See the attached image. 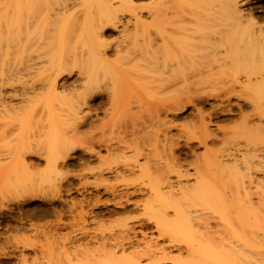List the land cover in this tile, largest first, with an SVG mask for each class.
<instances>
[{"label":"bare ground","instance_id":"obj_1","mask_svg":"<svg viewBox=\"0 0 264 264\" xmlns=\"http://www.w3.org/2000/svg\"><path fill=\"white\" fill-rule=\"evenodd\" d=\"M124 1H126L127 3L122 2V3H124V6L122 8H123V10L127 11V9H125L124 7H125V5L129 4L130 0L129 1L124 0ZM164 1H166L165 6H164V3L160 4V7L162 5L164 7H166V8L161 7V9L164 12H160V10H158V9L155 10V7H154V10L153 9L150 10V12L152 11V13L149 12V14H148L149 17L146 15V18L147 17L149 18L148 23L150 26L146 22V26L147 25L148 26L145 29H147V30L143 29L144 33H142V31H141V33L138 31L139 32L138 33L137 30H139L140 27L142 28L143 25H145V23L141 24L142 26H140V24H139L140 21H142V17L144 19L145 16H142V14H140V13H139L140 15H138V13L135 14L136 10L135 11L132 10L133 13L132 14L129 13L130 14L129 16H127V13H126L127 17H124L123 15H119L117 13L114 5L115 4L118 5L117 3L120 2V0H0V107L2 108V110H4V112L1 110H0V112H2L4 114L7 112L6 115L9 116V115H11V112L10 113L8 112V110H9L8 108H12L15 110L16 106L18 107L16 109V111L18 110V112H19V108L23 109L22 106H24V104L26 105V103H27L26 101H29V100L31 101L30 98L32 97V95H34L33 100L35 99V102H34L35 103V108H34L35 110L37 109L36 105H38L36 103L37 97L34 98L35 95H41L40 100H42V101L40 102V104H43L45 108H46V106H48L46 109L47 110L46 114H47V119H48L47 125L45 126L46 130H44L45 127L43 128L42 132H40L37 129L38 134H37V132H35V133L33 132L34 134L31 132L33 135L28 136L27 139L23 138V137H25V134H23L24 135L23 137L21 136V133H23V131H25L22 129L23 126L25 127V122L21 121L22 119H24L23 115L22 116L20 115L21 117H23L21 120H17L20 123L18 122L19 124H14L13 121L9 122L8 119H6L9 117H6V115H5V117H6L5 118L3 116L4 114L2 115V113H0V116L1 115L3 116V117L1 116L2 121H0V146H3L1 144L5 145V146L1 147V149H3V148L6 149V150L3 149L6 152H9L7 149L16 150L14 153L17 155V158L14 159V158H12V157H14V155L11 156V154L13 153L12 150H10V153L12 152L11 154L6 153V154L2 155V153H1L2 157H4V155H5V158H2L5 161L0 159V162L4 163V164H2L3 166L1 164L0 165H1V167H5V168L7 166L11 165L9 167L14 166L12 168L14 170H17L18 168L16 169L15 166H17L20 163L23 165H26L27 168H36L37 166L40 165L41 161H44L43 162L44 167L49 166L51 171H53V173H55V175H57V173H60L59 174L60 180L62 179L61 174L63 172V171L61 172V170L67 169L69 167H76V166L78 168V166L82 165V164L87 165L85 168L86 171H85V169H83V173H82V171H81L82 169H79L81 171L79 173H81V174L77 175V173H75L74 175H72V177L73 178L77 177L78 180L80 179V177H85L83 179H87L89 176L94 178L95 181H94V179H93V181L92 180L91 181L95 183V184L93 183V185H94L93 187H95V189L98 191V193H100V191H101V190L99 191V189L101 187V183L103 181H107V180H110L111 178H113L114 180L113 179L111 180V181H113V186L111 187L109 182H108V184L105 183V184H103V191H102V193H104V194L105 193L109 194L112 197V199L110 198L109 200H105L101 204H103L104 206L109 205L110 202L112 203V205L114 204L117 207V208L114 207L116 210H113L115 212V214H117L116 211L120 212L121 211L120 209L126 207L128 205V203L131 202V199L129 198L130 196L134 197L135 195L137 196L138 194H140V195L143 194V191L146 189L142 188L143 185H137L136 182H138L139 180L144 181V178L148 177L147 181H146V179H145V181L148 182V184H149V182H151V184H149L150 186L154 182L153 186H152L153 188L150 187L148 184H145L144 182H141V184L144 183L143 187L149 186V188H147L148 190H150L149 192H151L154 189L153 190L154 194L151 195L152 197H150L149 192H148L149 194H147V195H149L150 199L152 198L154 200L156 198V200H154V201L152 199L150 200V202H153V206H155V204H157L156 202H157V200H159V198H157V197H159V196L161 198V201H163L160 203H165L167 201V200H165L166 199L165 193H167L166 196H169L168 201L170 202V204L173 203V204H171L172 210H175L174 209L175 207L174 208L172 207V205H174V203L178 206L180 203L179 207L181 208V206H182L184 208V209L183 208L180 209L178 206H176V208H178V210L179 209L180 210L177 211V209H176L173 212L175 213L177 211V213H178V212L183 211V210H185V212H186V213H184V211H183V214H184L183 218H180L181 213H179L178 218L185 219V221L182 220L184 224L181 226L182 227L184 226L185 230L188 231L186 233V231L184 230L185 233L187 234V237H188L189 232L191 234L194 231L193 230L194 228L198 229V230H196V233H198V231H199V234L198 235L196 234V238H195L196 242H195V240L194 241L192 240L195 237V235L193 236L192 239H191L192 236L191 237L189 236L190 241H192V242H189V239H188V242H186L187 240H184V242H185V247H187V245L189 244L188 247H195L196 246L200 249L202 248V251L199 250L202 252V255H201V252H199V255H201V257H198V259L201 263H203V264H264V247H263L264 242L262 241V240H264V226H263L264 225V101H262V99L264 100V97L263 98L261 97L262 95H264V24H263L264 20L262 19V21H263L262 24H259L260 23L259 19L257 20L254 17V12L257 9H260V10L263 9V13H264V7H263L264 0H223V2H222V0L221 1L219 0L220 3L218 4V6H220V8H222L221 10H223V8H224L226 11L222 12V14H219L218 17L213 19V23H215V25L211 26V27H209L208 22L211 23V20H212L211 17H212L213 13L212 14L210 13L211 15L209 14L210 20H208V22H207L208 24L203 22V25H207L208 27L207 26L201 27V24L200 23L198 24V22H200L198 20L199 19L201 20V17L199 19H197V15H199V10H198L197 13H195L196 14L195 15L196 21H198L196 25H195V23H193V20L195 18L193 20H191V18H190V20L193 23L192 26L193 25L195 26V27H192L190 24L186 23L187 21L183 17L186 14H183L182 12H181L182 14H180L179 8L182 7V5H184L185 7H187L189 9L188 11H191L190 7H192V6H193L192 8L199 7V8H201L200 10L202 11V13L204 12L205 14H207L206 12L209 13V10H211L210 8L212 7V5H211L212 2L214 1L215 3H217V1L211 0V4L209 3L208 0L206 1L208 3L205 4L204 7H208L209 8V10L207 9L208 11H205L203 9L204 7H202L203 6L202 4H204L206 2L201 3V1H199V0H197V1L194 0L195 1L194 3H196L195 5L198 4V6H195V5L191 6V4H194L193 0H174L175 2L173 0L172 1L171 0L170 1L164 0ZM92 2H94L95 5L97 6L98 10H100V11L97 10L99 17L97 15H94V17H93L92 13H90L91 15L90 16L88 15L90 17V19H89L88 17L84 16V14H86V13H85V11H83V9H84V7H87L88 3L90 4ZM168 2H170V3L168 4ZM160 3H162V1ZM172 3H174V4H172ZM174 5L178 6V9L175 11L176 13L173 12L175 10ZM75 7L79 8V9L76 10ZM185 7L182 10L186 9ZM167 8L173 10L172 12L176 15L171 13L170 12L171 10H167ZM199 8H197V9H199ZM87 9H88V7H87ZM164 9L167 11H165ZM78 10L80 13L84 12V14H82L83 18L80 14H78L79 13ZM76 11H77V15H79L81 17V18L80 17L79 18L82 19L81 20L82 25H84L83 22L86 23L85 24L86 26L85 27L83 26L84 30H83V28L79 30V28H81L80 27L81 24L79 25L78 29H76V31L79 30L77 32L80 33L81 36L83 35L82 40H80V42L78 41L77 35H76L77 39L74 37L75 36L73 34L74 29L72 27L69 30V32L71 33V30L73 32L71 34L67 33L68 32L67 29L70 28V27L68 28L67 25L70 22L71 23L74 22L78 26L77 22L74 21L75 18L74 19L68 18L70 22L65 20L66 22H65L64 26H63V23H61L62 25L59 24V27H60V25L62 28L64 27L63 29L60 27L62 30L59 27H56V28L53 27L56 30L59 28L57 31L54 29H51V26H53L55 22H57L56 24H58L59 21L60 22L62 21L63 15L65 16V18H67V16L65 14L68 15V13L71 12L70 13V15H71L73 12H76ZM188 11L186 9V12H188ZM211 12H213V11H211ZM189 13L190 12H188V14ZM188 14H187V18H188ZM205 14H204V16H205ZM60 15H62V16H60ZM70 15H68V17ZM72 15H71V17H72ZM173 15L177 18L172 17ZM177 15L179 16V18ZM190 15H189V17H190ZM199 16H201V15H199ZM55 17H58L57 18L58 21L54 20ZM85 17H86V19H85ZM181 17H183L182 20L180 19ZM146 18H145V20H147ZM173 18H175V19H173ZM185 18H186V16H185ZM205 18L207 19L206 16H205ZM262 18H264V17H262ZM84 19H85V21H83ZM88 19H89V21H88ZM183 19L186 22H184ZM206 19H205V21H207ZM180 21H181V23L183 21L187 25H190L188 27L192 28L191 29L192 33H194L196 30L197 31L192 35L190 32V29H188L187 25L184 23H183V26L186 25L185 27H187V28H185L182 31V29L179 26ZM67 22H68V24H67ZM132 22L135 23L134 26H136V24H137V26H136L137 28H135L136 29L135 32H137V36L134 37L135 33H133V38H134L133 41H135V40L137 41L136 38H138V36H140V34H141L140 38L141 37H142V39L147 38L145 41H147L146 45L148 48H146V45L144 46V44H143L144 49L146 48L147 51L142 48L143 46L139 45L140 48L142 49L141 53H139L140 56L137 53V50L140 49L138 44L141 42V40H139L140 42L137 45H135V43L133 41H132V43H130L131 40L133 39L132 36H130V42H129L130 47L126 44H125L126 46L124 45V43H126V42L128 43L129 40L126 39V42L125 41L122 42L126 48L129 47L131 49L130 50L129 48L128 49L125 48V50H126L125 51L124 48H122L120 45L114 44L115 42L113 44H110L109 40L107 41L106 39H104L106 37H110L111 35H113V32L119 31L121 29L120 27H123V29H124L126 27L125 23L129 24ZM141 23H143V22H141ZM65 25L67 26L66 30H65V27H66ZM76 25L74 27H76ZM178 27H179V29H178ZM149 28H150V30L148 32ZM123 29H122V31H123ZM126 29H127V27L124 30H126ZM59 30L61 31V34H59V32H60ZM81 30H83L84 32L82 33ZM53 31L54 32L56 31L57 37H55V38H60V40L57 39V41H59L58 45L60 46V49H59V46H58V48L56 47L57 49L53 48L54 47L53 45H51L53 47H50V44L52 42L51 38L53 37L52 35L54 33ZM51 32H53V33L51 34ZM129 32H130V30H128L127 33H129ZM65 33H67V35H68L67 38L65 37ZM123 33H125V31H123ZM127 33H125L126 36H128L131 32L128 35H127ZM142 34H144V35H142ZM58 35H59V37H58ZM60 35H61V37H60ZM71 35H73V36H71ZM119 35H120V33L117 35V37ZM50 36H51V38H49ZM121 37H123V36H121ZM71 38H73L74 40L76 39V43L78 41L79 46H76L75 43L74 44L71 43L72 41H74ZM53 39H54V37H53ZM65 39H67V40L65 41ZM118 39H119V37H118ZM123 40H124V37L121 41H123ZM177 40H181V41L187 40V41H192L193 43L195 41L197 43H194V44L188 43L183 48L182 45H184V41L181 42V45H180V44H178ZM105 41L107 43L106 45H105ZM142 41H144V40H142ZM67 43H68V45H67ZM119 43H121V42H119ZM173 44H174V46H173ZM175 45L178 49L175 47ZM136 46H138V47H136ZM171 46H173V47H171ZM46 47H48V48L50 47V48H53L55 50L54 51H52V49L46 50L47 49ZM133 47L136 48L135 51H133L134 50ZM65 48H67V49H65ZM173 48L176 49V51L175 50L172 51ZM179 48H180V50H179ZM143 50L146 52H144ZM47 51H49V52H47ZM50 51L52 53H50ZM128 51H131L133 53L136 52L137 54L134 53L133 57H129V55L130 54L132 55V53L131 52L128 53ZM138 52H140V51L138 50ZM121 53L123 55L126 54L125 57L128 55V57L130 59L131 58L133 60L136 59L137 61L135 60V62H139V63L138 64L135 63V65H138V66H135V65L132 66L131 63L134 62V61L131 62L132 59L130 60L128 58L127 59L128 61L125 59L127 61V63L131 62V63H129L131 65H129L126 63V61H124L126 65L130 66V67L125 66V64H124L125 68L127 69V67H129L132 69V70L127 69L128 70L127 71L124 68L123 63L121 61L119 63H117L116 59L110 60L111 57L117 58L119 55H121V57H122ZM14 54H17V55L13 57ZM134 56H136L135 59H134ZM138 56H139V58H137ZM119 58H120V56H119ZM121 59H124V58H121ZM86 64H88L87 65L88 67L84 66ZM90 64H91V66H90ZM133 67H134V69H133ZM211 79H213L214 81H217V84L215 85L216 86L215 89L217 88L216 90H218L217 93H213L215 91V89L213 90L212 87L210 88V90L211 89L213 90L212 93L215 94L214 95L215 98H218L219 101L222 102V104L224 102H228L227 104L226 103L224 104V105H227L224 107L225 109L224 108L222 109V107H220V109H221V110L219 109L220 112L227 111V113L231 114V113L237 111L239 114H241L239 121L226 119V122L229 121L230 123H231V121H233L234 123H236L238 121L237 128H234V129H231L230 131H228V129L233 128V125H234L233 124L232 127L227 129V132H226L225 131L226 128H223L224 131H221L220 126L219 127L218 126L213 127L214 125H213V120H212L213 119L212 114H214V113H212V112H215L214 110H217V109L213 110L214 104H213V106H211L212 104L210 105L211 107H213L211 109L213 111H211V112L209 111V112L204 113L205 111H203L200 108V104L209 98L208 97V98L204 99L206 97L205 96V93H206L205 90L207 88H209V86H210L209 83L212 82ZM208 80H210L211 82H209ZM206 81L209 83H207ZM152 83H153V85H151ZM189 83L191 85V89H189L187 91V95L184 96L185 98H182V100L184 99L183 102H182V100L180 101L181 97H183V96L179 95L180 99L177 102L173 101L171 103H167V100L169 98H170V100H172L173 95H174L173 99H174L176 94H177L176 96L178 97L180 90H181L180 91V94H181V92H182L181 88L183 85H184V87L188 86V88H189ZM205 83H207V85L209 84V86L207 88L204 86ZM106 84L108 85L109 88L107 87ZM192 84L194 86H192ZM150 86L152 87V89H150ZM212 86H213V83H212ZM218 86H220L221 88ZM89 87H90V89H88ZM102 87H104L105 89H108L109 92L107 95L104 92V90L102 89ZM92 88H94L95 90L97 89V92L93 89L94 90L93 92L95 94H92V95L90 94V96H89L88 90L92 92ZM128 88L133 89V94H134L133 96H134L137 104L139 103L138 105H141L142 107L144 105H148L149 102L152 101V99H155L156 102L158 103V100L161 101V98L158 99V97L161 94H163L164 91H166V90H167V92L169 91V94L171 93L172 95L168 96V94H167L168 99L166 98L167 100L165 99V101H164V99L162 100L166 104H163V102L161 101L162 105H163L161 107V109L158 106L157 107L154 106V108L160 109V110H157V111L161 112V114H159V115H162V112L167 113L169 111L171 113L177 115L178 118H185L186 119L190 115H193V116L196 115V117H198V120H197L198 123L196 120H194V121H196V123L193 122L194 124H197V125H195L196 128L194 127L192 122L190 123L193 126L192 129L194 130V128H195V130H194V131H196L195 136L192 135V133H190L193 130H190V131L188 130V132L186 131L187 133H190V134H186L187 135L186 138H188V140L184 141L185 143H183V144H182V142L175 140L176 142H172L171 144H169V146L173 145L172 147H170L171 149L168 147V145H167L168 143L166 141V143H167L166 147H168L170 149V150L167 149L170 151V154H169L170 156H166V154H165L164 156H166V157H164V156H161L160 153L153 152L155 149H156V152L157 151L159 152V150H157V149H161V151H162V147H160V145H161L160 142H162V140H163V142L165 143L164 139L166 138V140H167V138L169 137L168 136L169 132H170V130H172L169 128L175 127V126H173V124H171L173 122H171V123L168 122V124H167V121L171 120L172 118L171 119L166 118L169 116L168 114H167L168 116L164 115L165 119H163V117L162 118L158 117L159 115H157L155 113L157 111L153 108L152 110H154V113L157 115V116L154 115L157 118V121L155 120L157 123L162 121V120H164V121L166 119H169V120H167L166 123L163 124L164 126L167 125L166 128L163 129L164 126L161 124L162 129L164 130V132L162 131L164 133V136H165V137L163 136L164 139L159 141L160 137L163 138L162 137L163 133H161L162 135L160 136L159 128L157 130V128L155 127L156 133L154 135H156L159 132V138H158L159 142L156 141L158 134H157V136H154L152 134V132H153L152 130H151L152 131L151 134H152L153 140L152 141H151V139L146 140L147 139L146 137L149 138V137H151V135L149 136L148 135L149 132H147V130H143V127H139L140 125H138V124L145 123V121L141 122L140 120H138L137 116H134L133 114L129 115L130 113L127 110L126 102H124V101L122 102V100L125 97V96H123V94L126 93L125 95H127ZM155 88L157 90L153 91ZM219 88H220V90H219ZM149 89L152 91H149ZM158 89H159V91H158ZM176 89H178V90H176ZM245 89H247V91ZM74 90H77V92L80 90L78 92L79 93L78 97L80 96L79 98H74V96L71 94L72 92L74 93ZM101 90H103V92L105 93L106 96H103L104 94H102L103 92L101 93ZM143 90H146L144 92L149 93L147 95L148 97L150 95L152 97H154V95H155L154 98H152L151 96L149 97L150 101L145 102L147 104H144V103L140 104V102H144L143 98L145 99L147 97L145 95L146 97L142 98L138 95V92L140 93ZM171 90H174V92L175 91L176 92L178 91V92L175 94L173 91L170 92ZM210 90L208 93L211 92ZM68 91H72L71 93H69L71 95H69L67 93ZM192 91H194V92H192ZM196 91H200V93H202V92L203 93L200 94L199 92H196ZM84 92H86L88 95H86ZM152 92H157V93L154 94ZM30 93H31V95H30ZM80 93H83L84 95H82V97H81ZM158 93H161V94L159 95ZM142 94H143V92H142ZM28 95H30V97H28ZM135 95H138V96H135ZM71 96H73V97H71ZM66 97L68 98L67 99L68 102L65 101L66 99L65 100L63 99ZM147 98L145 100H147ZM232 98L235 99V101L233 103L231 101ZM209 99H211V98H209ZM239 99H242L243 102H240L241 100L239 101ZM54 101H56V103L58 104L57 106H56V103H54ZM23 102H25V103H23ZM119 102H120V106H121V108H119L120 111L116 107L119 105ZM152 102H150V103H152ZM7 103H10V107H8V108H6L7 105L9 106V104H7ZM187 103H188V106L189 105L193 106V110H191L190 113H187L184 110L185 107L187 106L186 105ZM32 104H33V102H32ZM91 104L97 105V108H98V106L101 107V106H104L106 104H109L111 107L110 108L111 111L109 110V112H108L107 108L103 107V110L104 111L107 110V111L106 112L103 111L102 114L104 115L105 113L107 114V112L109 113V115H107V118H106V116L102 117V120L105 118L107 119V120L105 119L106 122H105V120H103L104 123L101 122V124H103V125H101L99 123L100 121L97 122L99 119L97 120L94 117V120L96 119V122L102 126V127L97 126L98 132H100L99 131L100 128L102 129L101 132H103L106 125L111 126V124H112L114 126V128H113V126H111L112 128L109 127V129H108L109 132L106 130L108 128V126H106L107 128L105 129V131L102 134L100 132L101 135L100 134L99 135L101 137H99V135H98V138L96 135H88L89 131L88 132L86 131L87 134L84 131V130H87V129H85V127L88 129L92 128L91 123H92V121H94L93 115L91 117L90 116L91 114H89L91 109H92L91 112L94 113L93 112V106H91ZM142 104H144V105H142ZM198 104H199V107H198ZM219 104L222 106L221 103H219ZM19 106H21V107H19ZM29 106H30V104H29ZM84 106L86 108H84ZM151 106H149L150 108H148V111H149V109H151ZM233 106H235L236 109H234ZM202 107H204V105ZM29 108H27V109H29ZM58 108H60V110H58ZM123 108L126 109L125 112L127 111L128 113L126 112V114H128V115L123 114L124 111L121 114L119 113V112H121V109H123ZM218 108H219V106H218ZM12 109H10V110H12ZM100 109H97V110L94 109V110L98 111ZM145 109L147 110V108H145ZM247 109H249V110H247ZM32 110L33 109H31V112L25 110L27 112H30L29 115L26 112L27 113L26 117L31 116L30 114L32 112H34ZM116 110H118V111L116 112ZM25 111H24V113H25ZM150 111L148 113L149 116L148 115H146V116H148V118L151 117L152 118L151 120L154 121L155 117L153 116L154 117L153 118L152 116H150V113H151ZM141 112H142V110H141ZM35 113L37 114V112L35 111L33 117L35 116ZM135 113H137V112L135 111ZM152 113H151V115H152ZM171 113H170V116L171 115L173 116V114H171ZM145 114H147V113H145ZM15 115H16V113H15ZM98 115L96 114L97 118H100L102 116V115L101 116H98ZM121 116H122V118L124 117L123 124H121V122H120ZM35 117H37V116H35ZM35 117H34V119H36ZM135 117H137V118H135ZM177 117H175V118L177 119ZM32 118H29V121ZM158 118H160V120ZM175 118H173V119H175ZM45 119H46V117H45ZM100 120H101V118H100ZM17 121L15 120V123H17ZM155 121H154V123H155ZM189 121H193V120H189ZM223 121H224V119H223ZM31 122H33V121H31ZM36 122L37 121L34 120V123L36 124V125L34 124L35 127H32L30 125V127L32 129L37 128L36 126L38 123H36ZM8 123H10V124H8ZM21 123H23L22 127L20 126ZM94 124H96V123H94ZM120 124H121V126H120ZM40 125H41V123H40ZM96 125H98V124H96ZM118 125H119V129L121 128V130L118 129L117 130L118 133L117 132L115 133V131H114V130H116L115 126H118ZM137 125H138L139 131L140 130L145 131V133L148 135L145 137L146 139L144 142L146 143V141H148L147 145L151 148H149L148 146L146 147V144L143 143L142 140H141V142H139L140 140L138 139V137H139L138 135H140V134L137 135V138H135L136 136H133L135 138V139H133L134 141L132 140V138H133L132 136H130V138L127 136L130 133H132L133 131H135V129L137 128ZM146 125H147V123H146ZM146 125H145V129H146V127H148V125L147 126ZM18 126H20L19 128L21 129V131H19ZM38 127H40V126H38ZM32 129H30V130H32ZM110 129H112V133H111ZM138 129L135 132L136 134H137V132H139ZM12 130L14 133L12 132ZM178 130H177V133H179ZM16 131H18V132H16ZM34 131H36V129ZM106 131L109 133V134H107L108 136L107 135L102 136V135H104V133H106ZM194 131H193V134H194ZM219 131H221L222 133H219ZM94 132H95V128H94L93 133ZM154 132H155V130H154ZM135 133H133V134L135 135ZM145 133H143V134H145ZM85 134H86V136L88 135L91 138L90 137H83ZM113 134H115V137ZM166 134L168 137L166 136ZM173 134L174 133H172V137H173ZM188 135L190 137L192 135L193 139L189 140L190 137ZM95 136H96V139H95ZM110 136L112 138L114 137V139H112ZM126 136L129 139H127ZM142 136L143 135L141 132V137ZM176 136H175L176 138L173 137V140H171L172 138L170 136L171 139L170 140L168 139V142L174 141V139H177L179 134H176ZM154 138H156V139H154ZM94 142L97 145H99L100 147H102L107 152L106 156H108V157H106L104 154L102 155L101 152H99L97 150V149H99V147L96 148V150L93 148L92 144ZM95 143H94V145H95ZM157 143L158 144L160 143L159 148H158V146H156ZM161 146H163V145H161ZM94 147H96V146H94ZM163 147H165V145ZM199 149L200 150L202 149V150L199 151ZM164 151H165V149H164ZM1 152H3V151L1 150ZM127 153H129V154H127ZM150 153H152V155ZM156 154H160L161 159L163 158L162 160L167 159L166 161H164V164L156 163V161L158 160L156 158L157 156H155ZM184 154L186 156L192 155L190 157H192L193 160L191 159L192 161H190V162L191 163L193 162L192 164H194V165H192V167L190 166L191 167L190 170L188 169L189 165L191 164L189 161H188V163H190L189 165L185 164L187 166L186 167L187 169L184 168L185 166L183 165L184 170H180V169H182L181 164H180V160L182 157L180 158V156H182V155L184 156ZM7 155H9V156H7ZM110 155H112L111 159L109 157ZM114 155H116L117 157H114ZM127 155H130L131 157L130 156L127 157ZM153 155L155 157H153ZM10 156H11V158H9ZM103 156H105V157H103ZM141 156L145 157V159H144L145 161L141 158L144 162L141 159H139ZM150 156H152L154 159H151L152 157H150ZM186 156H184V157H186ZM93 157H96L98 159L99 163L97 165L98 161L95 158L94 161H97V162H95L96 164H94L95 167H88V165L91 162V159ZM190 157H189V159H188V157L186 159L190 160ZM108 159H110V160H108ZM140 160H141V162H140ZM154 160H156V161L154 162ZM194 161H196V162H194ZM150 162H154V163H152V166L150 165ZM184 162H185V159H184ZM16 163H18V164L13 165ZM161 163H163V162H161ZM169 163H171V166L169 165ZM84 165H83V168L85 167ZM174 167H178V169L177 168L175 169ZM41 169H42V167H41ZM0 172H2L1 175L6 174V173H3L5 171H0ZM15 172H16V175H18L17 174L18 171H15ZM49 172H50V170H49ZM53 173H51V174H53ZM138 173H139V175H141V179H137L138 177L140 178ZM136 174L138 176H136ZM1 175H0V178L2 177ZM55 175L53 177H56ZM132 175H133V178H131ZM143 175H145V177H143ZM146 175H147V177H146ZM51 176H50V178H52ZM134 176H135V179H134ZM3 177H4V175H3ZM10 177L11 176H9V179L5 178L4 183L9 181L11 184H15V182L17 184V181H18L17 179L19 177L17 176L18 178L17 177L14 178L13 181L10 180L11 179ZM142 177H143V179H142ZM119 178H120V180H118ZM52 179H54V178H52ZM115 180H118L117 182H122V183H118V185L120 184L118 186L117 183L116 184L114 183ZM136 180H138V181H136ZM99 181H101V183H99ZM9 182H8V184H10ZM56 182H59L58 185H60L61 184L60 182H62V181H56ZM5 184H7V183H5ZM114 185H117L118 187H114ZM61 186H63V185H61ZM70 186H73V182ZM58 187H60V186H58ZM62 188L63 187H61V189ZM164 189L166 192L164 191ZM175 189L176 190L178 189L179 191H176ZM66 190L72 191V188H68ZM74 190L77 191V193H79L80 192L79 190H81V189H80V187L79 188L75 187ZM87 191L88 190L85 189L86 193H87ZM97 191H96V193H97ZM147 191H145V192L147 193ZM89 194H92V193H89ZM82 195H84V194L82 193ZM153 195L156 197L153 198ZM177 195L179 196V199H177V197H178ZM95 196L97 198V200H96L97 203H99V201L100 202L102 201L101 200L102 198L100 199V195L98 196V194H96ZM110 196H108V197H110ZM87 197H89V199H90V196H87ZM87 197H86V201L88 199ZM149 197L147 196L146 198H149ZM122 198H124V199H122ZM91 199H92V197H91ZM92 200H94L93 205L96 206L97 204L95 202V198ZM132 200H136V201H132L134 203V205H136V206H137V202L140 203V205L143 202L142 200H139L140 201L139 202L137 199H133V198H132ZM145 200L143 202L144 205H145V203L149 202L148 199L146 202H145ZM170 200H172V201H170ZM66 201H64L65 204H66ZM72 202L75 203L74 201H72ZM84 202H85V199H84ZM89 202H88V204H89ZM132 202H131V204H133ZM150 202H149V204H146L145 206L150 205L149 208L151 211H155L157 208H158L157 209L158 211H159V208L162 209L161 207H158L157 205H156L157 208L156 207L151 208L152 204ZM154 202H155V204H154ZM77 203H75V204H77ZM143 203H142V205H143ZM181 203H183V204L181 205ZM79 204H81V203H79ZM165 204H164V206H165ZM168 204L169 203H167V205ZM74 206H72V207H74ZM68 207H70V205ZM166 207L171 209L170 206H166ZM145 208H147V207H145ZM153 208H155V209H153ZM68 209H70V208H68ZM144 209L142 211H144ZM46 210H47V212H49L48 208ZM77 210H79V209H77ZM82 210H83V208L81 209L80 212H82ZM162 210H163V212H159L160 214H162V217H164L165 215L168 216L169 211L165 212L164 211L165 207ZM172 210H170V211L172 212ZM53 211H54V209H53ZM92 211L93 210H91L90 212L88 211L86 213L91 214ZM113 211H111V212H113ZM158 211H156V212H158ZM73 212H75V211H73ZM171 212H170V214H171ZM150 213H151L152 217L150 216ZM152 213L153 212H149L148 216H145L147 218L150 216L149 219L146 220V221H148V223H150L151 218H153V217L155 218V216H157V214H154V213L152 214ZM177 213H176V216H175V214L171 215V216H173L172 219L177 218ZM45 214H46V212H45ZM99 214H102V213H99ZM170 214L167 217L168 220L171 219ZM109 215H110V213H109ZM143 215H144V213H143ZM90 216L92 217V215H90ZM129 216L128 217L122 216L121 218L123 220L121 222H123V221L125 222L128 219L130 220ZM159 216H158V218H159ZM96 217L97 216H95L94 218H96ZM133 217L131 218L132 220H133ZM98 218H99V216H98ZM124 218H125V220H124ZM119 219H120V217H119ZM136 219H137V216H136ZM155 219H153L154 221H151V222L152 223H154V222L158 223L159 222V221H157L158 219L156 221H155ZM163 219H166V218L164 217ZM180 219H179V221L181 223L182 221ZM197 219L199 220L198 222L196 221ZM139 220H141V219H139ZM193 220H195L196 221L195 224L198 223V225H194L193 222H195V221H193ZM136 221H133V222H136ZM174 221L176 223L178 220H174ZM136 223H139V222H136ZM136 223H134L133 225H130L131 223L128 224L126 221V223H123L124 225H122L120 227L121 229L119 228L120 232L118 231L117 232L118 234L117 233H115L116 235L113 234L116 230L113 231V233L110 232V236H112V234H113L112 237L108 236V234L105 233L106 236H108L106 238V236L101 235V234H103V233H101L100 235L103 237V239L101 236H100L101 237L100 239L102 241L98 238L101 242L97 241L98 239L95 240V238H94V241H92L93 238H91L92 237L91 234H90L91 237L89 235H86V236L90 237V239L86 238L87 240H84L85 238H83L85 243L86 242L89 243L91 241L89 244V245H91L92 242L94 243L97 241V243L99 242L100 248L103 249L104 247H106L107 249L105 248L106 249L105 251L101 250L102 254H104V255H102L99 258H96V261H95V257H96L95 255H94L93 259L89 258L93 253H96L95 250L92 251L93 253L91 252V248H92L91 247L89 249L90 251L89 250L84 251L85 252V254H84L85 256L83 257L84 259L80 258L81 259L80 261L82 262V260L87 259L85 261V263L87 262V264H88L89 260H91V261L94 260L93 263L90 261L89 262L92 264H94V263L98 264V263H100L98 259H101L102 264H142L141 261L143 258H147V260L151 259L152 255L154 253L153 251H157V249H158V248L155 249L154 247H156V245H158L157 247H159L161 250L163 247L161 248V246L159 245L161 243L158 244L159 241L154 242L156 239L155 240L153 239L154 240L153 241L150 238L151 235H149V237H146L150 240H147L148 241L147 242L144 239L145 240V242H144L143 238L146 234H148V233H146V231L148 229L147 230L146 229L140 230V229H142V228H140L138 230L134 226V225H136ZM160 223L161 222H159V224ZM120 225H121V223H120ZM143 225H145V224L142 223L140 225V223H139V227L140 226L142 227ZM146 225H147V223H146ZM154 225H156V224H154ZM163 226H165V223L163 224ZM83 228L84 227H82V229ZM88 228H84V229H88ZM149 228H150V226H149ZM159 229H160V226L158 228V233H161L162 230H160V232H159ZM170 229L175 230L172 227ZM144 230H146V231H144ZM84 231H86V230H84ZM140 231L141 232L144 231V232H142V234L144 236L141 238H142L144 243L148 244V245L143 244L146 246L145 249H144V246L141 247L140 249H138L136 247V246L139 247L138 244L141 243V241H142L141 239L139 240V239H137L138 237H136V235ZM178 231H180V230H178ZM105 232L109 233V231H105ZM141 232H140V234H141ZM81 233H82V231H81ZM86 234H87V232H86ZM82 236H84V234ZM146 236H148V235H146ZM158 236H159V234H158ZM160 236L162 237L163 233H162V235L160 234ZM96 237H98V236H96ZM155 238H157V237H155ZM159 239H160V237H159ZM161 239L163 240V238H161ZM168 239H169V237H168ZM185 239H187V238H185ZM170 240H172V239L170 238ZM259 241H262L263 245H260V243H262V242L259 243ZM167 242H170V241H167ZM256 244H259L262 247H260ZM81 245L82 244L80 243L79 248H82ZM141 245H142V243H141ZM85 246H86V244H85ZM85 246L83 248H85ZM169 246H171V245H169ZM128 247H129V249H128ZM152 247L154 248V250L151 249ZM86 248H88V247H86ZM93 248H92V250H93ZM1 249H3V248H0V251L2 252V251H4L5 248L3 250H1ZM76 249L78 250V247ZM126 249H128L129 251ZM160 249H158V250H160ZM82 250H84V249H82ZM82 250L79 249L80 252ZM188 250H189V248H188ZM55 251H57V250H55ZM88 251L91 253V255L89 254ZM125 251H127V252H125ZM162 251H164V250H162ZM68 252L66 255H69ZM118 252L121 254H119ZM128 252H130V253H128ZM158 252H160V251H158ZM53 253L54 252H52V254ZM57 253H60V252H57ZM117 253H118V255H117ZM166 253H168V252H165L163 254L166 255ZM87 254H88V256H86ZM163 254H161L162 256H160V257H164ZM2 255L8 257L9 253L7 251H4L2 253ZM48 255H49V252H48ZM81 255H82V253H81ZM24 256H26V255H24ZM62 256H63V254H62ZM154 256H157V255L155 254ZM189 256L192 257L191 254ZM56 257L57 256H55V258ZM64 257L67 258L66 256H64ZM164 258L165 259H164L163 263H166L165 261L168 259L166 258V256ZM24 259L25 258H23L22 260L25 264ZM56 259H58V257ZM32 260H34V259H32ZM61 260H64V259H61ZM61 260H60V262H61ZM147 260H146V263H147ZM121 261H124V262H121ZM151 261L153 262V260H151ZM158 261L160 262V260H157V262ZM161 261H163V260H161ZM47 262H49V261H47ZM54 262H57V261H54ZM63 262L65 263V261H63ZM63 262L60 264H63ZM51 263H53V262H51V260H50V264ZM66 264H68V261ZM144 264H145V262H144Z\"/></svg>","mask_w":264,"mask_h":264},{"label":"rangeland","instance_id":"obj_2","mask_svg":"<svg viewBox=\"0 0 264 264\" xmlns=\"http://www.w3.org/2000/svg\"><path fill=\"white\" fill-rule=\"evenodd\" d=\"M129 1V0H128ZM162 1V3H160ZM170 1V0H169ZM172 1V0H171ZM174 1V0H173ZM195 1H197V0H195ZM194 0H193V3L195 2ZM199 1H201V3H204V2H206L207 0H199ZM209 1V3L211 4V0H208ZM215 1H217V3H215L214 1V3L212 2V7L210 8L211 10H209V8L208 7H204L205 6V4H207L208 2H206V3H204V4H202L203 6L202 7H204L203 9L205 10V11H208L209 10V13L208 12H206L207 14H205L204 12L202 13V11L200 10L201 8H199V7H197V8H199V9H197V8H192L193 6L192 5H195L196 3H194V4H191V6L192 7H190L191 9V11H188L189 9L187 8V7H185L184 5H182V7L184 6L186 9H187V11L188 12H190L189 14H188V12H186V9H184V10H182L183 8L182 7H180L179 8V12H180V14H186L185 16H186V18H185V16H183L184 17V19L187 21H184V19H183V21L184 22H186V23H188V24H190L191 26H192V24L193 23H195V25L197 24V22L198 21H200V22H198V24L200 23L201 24V27L202 26H207V25H203V22L204 23H207L208 22V20H210V15L212 14V20H211V23L210 22H208L207 24L209 25V27H211V26H214L215 25V23H213V19L214 18H216V17H218V15L219 14H222V12H225L226 10L223 8V10H221L222 8H220V6H218V4L220 3L219 2V0H215ZM221 1V0H220ZM121 2V3H120ZM120 2H118L117 4L118 5H114V7H115V9H116V11H117V13L119 14V15H123L124 17H127V16H129L130 14H132L133 12H132V10L133 11H135L136 13L135 14H137L138 13V15H140V14H142V16H145V18H146V15L149 17V12H150V10H154V7H155V10H160V12H164L162 9H161V7L163 8L164 6H165V3H166V1H164V0H130V2H129V4H127V5H125V9H127V11H125V10H123V6H124V3H127L126 1H122V0H120ZM122 2H124V3H122ZM157 2V3H156ZM175 2V1H174ZM222 2H223V0H222ZM120 3V4H119ZM159 3V4H158ZM164 3V6L162 5L161 7H160V4H163ZM170 2H168V4H169ZM200 3V2H199ZM172 4H174V3H172ZM209 4V5H210ZM214 4V5H213ZM216 4V5H215ZM129 5V6H128ZM167 5V4H166ZM189 5V4H188ZM80 6V5H79ZM85 6V5H84ZM83 6V7H84ZM96 5H95V3L94 2H92V3H88V5H87V7H88V9H87V7H84V9H83V11H85V13L87 14H84V12L82 13H80L79 12V10H78V14H80L81 16H82V18H83V15L82 14H84V16H86V17H88L89 19H90V13H92V15H93V17H94V15H97L98 16V13H97V10H98V8H97V6L95 7ZM170 6V5H169ZM168 6V7H169ZM195 6H198V4L197 5H195ZM82 7V6H81ZM80 7V8H81ZM171 7V6H170ZM169 7V8H170ZM174 7H175V10L173 11V10H171V9H168L167 8V10H171L170 12L171 13H176L175 11L178 9V6H175L174 5ZM210 7V6H209ZM263 7H264V4H263ZM86 8V9H85ZM93 8V9H92ZM164 8H166V7H164ZM75 9L77 10V9H79V8H77V7H75ZM208 9V10H207ZM74 10V9H73ZM165 10V9H164ZM167 10H165V11H167ZM182 10V11H181ZM199 10V15H201V16H199V15H197V19H199L200 17H201V20L199 19L198 21H196V17H195V13H197V11ZM260 9H257L255 12H254V17L258 20L259 19V24H262V19L264 20V18H262V17H264V13H263V9H261L260 11H259ZM82 11V10H81ZM89 11V12H88ZM91 11V12H90ZM98 11H100V10H98ZM125 11V12H124ZM138 11V12H137ZM173 11V12H172ZM211 11H213V12H211ZM72 12V11H71ZM70 12V13H71ZM148 12V13H147ZM169 12V11H168ZM169 12V13H170ZM182 12V13H181ZM186 12V13H185ZM70 13H68V15H70ZM121 13V14H120ZM125 13V14H124ZM126 13H127V16H126ZM130 13V14H129ZM140 13V14H139ZM150 13H152V11L150 12ZM170 13V14H171ZM173 13V14H174ZM178 13V12H177ZM211 13V14H210ZM256 13V14H255ZM73 14V15H72ZM71 15H72V17H71V15L68 17V15L67 14H65L66 16H67V18H65V16L63 15V17H62V21L59 23L58 22V24H56L57 22H55L54 23V25L53 26H51V29H54V30H56L55 28L56 27H59V24H61V23H63V26H64V24H65V22L66 21H69V19H74L75 18V22H77V24H78V26L76 25V23H71L70 21V23L68 24V22H67V26H68V28L69 29H67L68 30V32L67 33H69V34H71L73 31H74V37L76 38V35H77V37H78V41L80 42V40H82V36H81V34L80 33H78L77 31H79L80 29H82L83 28V26L85 27L86 25V23H84L83 22V24L84 25H82V22H81V20L82 19H80L81 17L79 16V15H77V11L76 12H73ZM75 14V15H74ZM187 14H188V18H187ZM192 16H191V15ZM204 14H205V16L207 17V19L205 18V16H204ZM210 14V15H209ZM89 15V16H88ZM174 15H176V14H174ZM172 16V17H175V16ZM189 15H190V17H189ZM208 15V16H207ZM258 15V16H257ZM60 16H62V15H60ZM178 16V15H177ZM59 17V16H58ZM58 17H55L54 18V20L55 21H58ZM71 17V18H70ZM80 17V18H79ZM86 17H85V19H86ZM99 17V16H98ZM146 18L147 20H145V18L143 19V17H142V21H140V26H142L141 24H144L145 23V25H143V27L141 28L140 26V29L139 30H137V32L139 31L140 33H141V31H142V33H144V30L143 29H145L148 25H149V18ZM183 17H181L180 19L182 20V18ZM193 17V18H192ZM60 18V17H59ZM64 18V19H63ZM69 18V19H68ZM175 18H177V17H175ZM175 18H173V19H175ZM178 18H179V16H178ZM190 18H191V20H193L194 18V20H193V23H192V21L190 20ZM204 18V19H203ZM61 19V18H60ZM68 19V20H67ZM85 19L83 20V21H85ZM89 19H88V21H89ZM205 19L207 20V21H205ZM66 20V21H65ZM177 20V19H176ZM204 20V21H203ZM64 21V22H63ZM72 21V20H71ZM87 21V22H88ZM182 21V23H181V21L179 22V26H180V28L182 29V31L185 29V28H187L188 26H190V25H187L186 23H184ZM54 22V21H53ZM141 22H143V23H141ZM146 22H147V26H146ZM183 23L184 24H186L187 25V27H185V26H183ZM81 24V25H80ZM131 24V25H130ZM134 22H132V23H129V24H126L125 23V25H126V27H127V29L126 30H124L123 29V27H120L121 29L119 30V31H115V32H113V35H111L110 37H106V38H104V39H106L107 41L109 40V43L110 44H113L114 42V44H116V45H120L122 48H124V50H125V46L126 45H128L129 47H130V45H129V42H130V36H132V38H133V33H135L134 34V37L135 36H137V32H135L136 31V29L135 28H137L136 26H137V24H136V26H134ZM263 24H264V22H263ZM57 25V26H56ZM62 25V24H61ZM61 25H60V27H61ZM71 25V26H70ZM76 25V27H74ZM79 25H80V27L81 28H79V30H77L76 31V29H78V27H79ZM130 25V26H129ZM66 26V25H65ZM67 26L65 27V30H66V28H67ZM150 26V25H149ZM200 26V25H199ZM198 26V27H199ZM53 27H55V28H53ZM59 27V28H60ZM71 27L74 29L73 31L71 30V33L69 32V30L71 29ZM192 27H195L194 25L192 26ZM197 27V26H196ZM208 27V26H207ZM58 28V29H59ZM62 28V27H61ZM60 28V29H61ZM64 28V27H63ZM62 28V29H63ZM200 28V27H199ZM57 29V30H58ZM61 29V30H62ZM122 29H123V31H125V33H127L128 32V30H130V34L129 33H127V35L128 36H126V34L125 33H123V31H122ZM142 29V30H141ZM178 29H179V27H178ZM180 29V30H181ZM188 29H190V32H191V27H188ZM197 29V28H196ZM56 30V31H57ZM83 30H84V28H83ZM83 30H81V32L83 33L84 31ZM145 30H147V29H145ZM149 30H150V28L148 29V32H149ZM56 31L53 33V32H51V34L53 33V37H54V39H53V37L51 38V36L49 37V38H51V40H52V42H51V44H50V47H53V48H55V49H57L58 48V44H59V41H57V39H59L60 40V38H55V37H57V35H56ZM60 31V30H59ZM58 31V32H59ZM77 33H76V32ZM193 31V30H192ZM197 31V30H196ZM195 31V32H196ZM138 32V33H139ZM194 32V33H195ZM67 33H65V37L67 38L68 37V35H67ZM120 33V35L121 36H123L124 37V40L123 41H121L122 39H123V37H121L120 35L118 36L119 37V39H118V37H117V35ZM123 33V34H122ZM146 33V32H145ZM194 33H192L191 32V34L193 35ZM59 34H61V31L59 32ZM115 34V35H114ZM117 34V35H116ZM147 34V33H146ZM145 34V35H146ZM142 35H144V34H142ZM196 35V34H195ZM71 36H73V35H71ZM70 36V37H71ZM140 36H141V34H140ZM140 36H138V38H136L137 39V41L135 40V41H133L134 40V38L131 40V42L130 43H132V41L135 43V45H137L140 41L139 40H141V42L138 44V46L140 45V46H143V44H144V46L146 45V42L147 41H145L147 38H143L142 39V37L140 38ZM58 37H59V35H58ZM60 37H61V35H60ZM73 37V38H74ZM117 37V38H116ZM144 37V36H143ZM73 38H71V39H73ZM113 38V39H112ZM129 38V39H128ZM77 39V38H76ZM76 39L74 40V41H70L71 43H75L76 44V46H79V42L77 41V43H76ZM126 39L127 40H129L128 41V43L126 42ZM67 39H65V41H66ZM70 40V39H69ZM103 40V39H102ZM111 40V41H110ZM142 40H144V41H142ZM55 41V42H54ZM126 42V43H124V45H123V43L122 42ZM184 41V45H182L183 46V48L185 47V45L186 44H188V43H191V44H194V43H197V42H195L194 41V43L192 42V41H187V40H183ZM183 41H181V40H177V42H178V44H180L181 45V42H183ZM57 42V43H56ZM104 42V41H103ZM119 42H121V43H119ZM149 42V41H148ZM107 43H106V41H105V45H106ZM142 44V45H141ZM176 44V43H175ZM51 45H53V46H51ZM67 45H68V43H67ZM133 45V44H132ZM179 45V46H180ZM124 46V47H123ZM138 46H136V47H138ZM140 46H139V48H140ZM144 46L142 47L143 49H144ZM173 46H174V44H173ZM173 46H171V47H173ZM178 46V45H177ZM48 48V47H46L47 49L46 50H49V49H52V51H54L55 49H53V48ZM57 47V48H56ZM128 47V48H129ZM175 47H176V45H175ZM174 47V48H175ZM128 48H126V49H128ZM134 48V47H133ZM146 48H148L147 47V45H146ZM146 48L144 49V50H146ZM172 49V51H176V49ZM177 48V47H176ZM59 49H60V46H59ZM65 49H67V48H65ZM130 49V48H129ZM135 49L136 48H134V50L133 51H135ZM138 49V48H137ZM141 49V48H140ZM140 49H138L140 52H138V50H137V53L139 54V53H141V51H142V49L140 50ZM178 49V48H177ZM131 50V49H130ZM143 50V51H144ZM179 50H180V48H179ZM68 51V50H67ZM126 51V50H125ZM124 51V52H125ZM147 51V50H146ZM146 51H144V52H146ZM47 52H49V51H47ZM131 51H128V53H130ZM50 53H52L51 51H50ZM127 53V52H126ZM127 53V54H128ZM132 53V55L130 54L129 55V57H133V54L135 53V54H137L136 52H131ZM178 53V52H177ZM122 54V53H121ZM125 54V53H124ZM17 54H14L13 55V57L14 56H16ZM126 55V54H125ZM125 55H123L122 54V57H121V55H119L120 56V58H119V56L117 57V58H114V57H111L110 58V60L112 59H116V62L117 63H119L120 61L123 63V66H124V64H125V62L124 61H126L129 57H128V55L125 57ZM139 56H140V54H139ZM139 56L137 57V58H139ZM66 57V56H65ZM135 57L136 56H134V59H135ZM121 58H124V59H121ZM120 59V60H119ZM126 59V60H125ZM130 59V58H129ZM132 59V58H131ZM130 59V60H131ZM136 60V59H135ZM135 60H131V62L132 61H134V62H129V63H131L132 64V66H134L135 65V63H139V62H135ZM128 61V60H127ZM127 61H126V63H127ZM137 61V60H136ZM90 62V61H89ZM116 63V64H117ZM129 63H127V64H129ZM89 64V63H88ZM88 64H86V65H84V66H87ZM131 64H129V65H131ZM118 65V64H117ZM129 65H126L125 64V66H129ZM90 66H91V64H90ZM89 66V67H90ZM125 66H124V68H125ZM131 66V67H132ZM135 66H138V65H135ZM88 67V66H87ZM130 67V66H129ZM129 67H127V69H131V68H129ZM126 69V68H125ZM126 69V70H127ZM133 69H134V67H133ZM132 70V69H131ZM128 71V70H127ZM217 80V79H216ZM209 82H211V83H209V82H207V83H209L210 84V86H209V84L207 85V83H205L204 84V86L207 88L208 86H209V88H207L206 90H205V98L204 99H206V98H211V99H206L205 101H203V103H201L200 104V108L203 110V111H205L204 113H206V112H211V111H213L214 109H217V110H214L215 112H212V113H214V114H212V120H213V127H221V131H224V129L223 128H226V132H227V129L228 128H230V127H232V125H233V128H230V129H228V131H230L231 129H234V128H237V126H238V121L240 120V117H241V114H239L237 111H235V112H233V113H231V114H229V113H227V111H225V112H220V107H222V109L225 107V106H227V105H224L225 103L227 104L228 102H224L223 104H222V102H220L219 101V99L218 98H215V94H213V93H217V91L218 90H216L215 89V85L217 84V81H214L213 79H211V81L210 80H208ZM204 83V82H203ZM212 83H213V86H212ZM108 84V83H107ZM106 84V85H107ZM151 85H153V83L151 84ZM219 85V84H218ZM92 86V85H91ZM90 86V87H91ZM192 86H194L193 84H192ZM221 86V85H220ZM220 86H218V87H220ZM90 87L88 88V89H90ZM94 87V86H93ZM107 87H108V85H107ZM106 87V88H107ZM204 87V88H205ZM212 87V89L214 90L215 89V91L212 93V89L210 90V88ZM214 87V88H213ZM109 88V87H108ZM221 88V87H220ZM220 88H219V90H220ZM94 88H92V92L91 91H89L88 90V92H89V96H90V94L92 95V94H95L93 91L95 90H93ZM102 89L104 90V92L106 93V95L108 94V89H105L104 87H102ZM150 89H152V87L150 86ZM149 89V91H152V90H150ZM180 89V88H179ZM182 92H181V94H180V91H179V94H178V97L176 96L177 94V92L175 91L174 92V90H171L170 92H174L176 95H175V97H174V99H173V96H172V100H170V98L168 99L167 98V94H168V96L170 95H172L171 93L169 94V91L167 92V90L166 91H164L163 92V94H161V93H158L160 96L158 97V99H160L161 98V101L164 99V101H165V99L167 100V103H171V102H173V101H178L179 99H180V97H179V95L180 96H183V97H181V99H180V101L182 100V98H185L184 96H186L187 95V91L189 90V89H191V85H190V83H189V88H188V86H185L184 87V85L182 86ZM211 91L210 93H208L209 92V90ZM103 90H101V93L103 92ZM157 89L155 88L153 91H156ZM176 90H178V89H176ZM203 90V91H204ZM246 91H247V89H245ZM73 91V90H72ZM72 91H68L67 93L69 94V93H71ZM80 91V90H79ZM78 91V92H79ZM96 92H97V89L95 90ZM144 91H146V90H143L142 92H143V94H142V92H138V95L140 96V97H146L149 93L148 92H144ZM148 91V90H147ZM158 91H159V89H158ZM162 91V90H161ZM77 92V90H74V93L72 92L71 94L74 96V98H79L78 97V95H79V93ZM82 92V91H81ZM87 92V91H86ZM86 92H84L86 95H88ZM91 92V93H90ZM99 92V91H98ZM102 93V94H104L103 96H106L105 95V93ZM125 92V91H124ZM167 92V93H166ZM192 92H194V91H192ZM196 92H199L200 93V91H196ZM77 93V94H76ZM123 93V92H122ZM152 93H157V92H152ZM203 93V92H202ZM202 93H200V94H202ZM71 94H69V95H71ZM81 94V97H82V95H84L83 93H80ZM126 94V93H125ZM125 94H123V96H125L124 97V99L122 100V102L124 101V102H126V106H127V110L129 111V115H134V116H137L138 117V120H140L141 122H143V121H145V123H142V124H138V125H140L139 127H143V130H147V132H149L148 133V135L150 136L151 135V137H146V136H148L146 133H145V131H142V130H140L139 131V129H138V125H137V128L135 129V131H133L132 133H130L129 135H127L129 138H130V136H136L135 138H137V135L138 134H140V135H138L139 137H138V139L140 140H138L139 142H141V140L143 141V143H145L144 141H145V139L146 140H150L151 139V141L153 140V138H152V134L154 135L155 133H156V128H157V130H158V128H159V130H160V136L162 135L161 133H163L164 132V128H166L167 127V125L166 126H164L163 124H165L166 123V121L167 120H169V119H166L165 121L164 120H162V121H160V122H156L157 121V118L154 116V115H159V114H161V112H159V111H157V110H160L161 109V107L163 106L162 105V102L160 101V100H158V103L156 102V100L155 99H152V98H154L155 97V95H154V97H152L151 95V99H152V101H150V96L147 98V100H145L144 98H143V100H144V102H140V104L141 103H144V104H147V103H145V102H152V103H150L149 102V104L148 105H144V104H142V105H144L143 107L141 106V105H138L137 104V102H136V100H135V98H134V94H133V89L132 88H128V91H127V95H125ZM30 95H31V93H30ZM30 95H28V97H30ZM85 95V96H86ZM138 95H135V96H138ZM142 95V96H141ZM146 95V96H145ZM33 96L34 95H32V97L30 98L31 99V101L29 100V101H26L27 103H26V105L24 104V106H22V108L23 109H20L19 108V112H18V110L16 111V109L18 108L17 106L15 107V110L14 109H12V108H8V107H10V103H7V104H9V106L7 105V107L6 108H8L7 110H8V112L10 113L11 112V115H9V116H7L6 114H7V112L4 114V113H2V112H0V113H2V115L5 117V115H6V117H9V118H6V119H8V121L10 122V121H13L14 122V124H19L20 122L19 121H17V120H21L23 117H24V119H22L21 121L23 122H25V127L23 126V130H25V131H23V133H21V136L23 137L24 135L23 134H25V137H23V138H25V139H27V137L28 136H32L35 132H37V129L40 131V132H42L43 131V128L47 125V114H46V109H47V107L48 106H46V108L44 107V105L43 104H40V102L42 101V100H40L41 99V95H35V97L34 98H36L37 97V101H36V103L38 104V105H36V108L38 109H34L35 108V99L33 100ZM73 96H71V97H73ZM76 96V97H75ZM204 97V96H203ZM213 97V98H212ZM262 98L264 97V95H262L261 96ZM60 98V97H59ZM65 101H67V97L66 98H63ZM131 99V100H130ZM134 101H133V100ZM137 99V98H136ZM149 99V100H148ZM27 100V99H26ZM184 100V99H183ZM183 100H182V102H183ZM241 100V101H240ZM218 103H217V102ZM231 101H232V103L235 101V99L234 98H232L231 99ZM239 101L240 102H243L242 101V99H239ZM262 101H264L263 99H262ZM32 102H33V104H32ZM68 102V101H67ZM181 102V103H182ZM205 102V103H204ZM23 103H25V102H23ZM22 103V104H23ZM54 103H56V101H54ZM219 103H221L222 104V106L219 104ZM21 104V105H22ZM29 104H30V106H29ZM32 104V105H31ZM122 104V103H121ZM125 104V103H124ZM161 104V105H160ZM163 104H166L165 102H163ZM206 104V105H205ZM212 104V105H211ZM213 104H214V108L213 107H211V106H213ZM219 104V105H218ZM12 105V104H11ZM30 107H28V106ZM58 104L56 103V106H57ZM152 105V106H151ZM187 106L185 107V111L187 112V113H190L191 112V110H193V106L191 105H189L188 106V103L186 104ZM204 105V107H202ZM211 105V106H210ZM224 105V106H223ZM15 106V105H14ZM91 106H93V112L94 113H92L91 111H92V109H91V111L89 112V114H91L90 116L92 117V115H93V120H94V117L98 120L97 122H99L100 124H101V122H103V120H105L106 118H107V115H109V110L111 111V107H110V105L109 104H106V105H104V106H101V107H99L98 106V108H97V105H92L91 104ZM106 106V107H105ZM119 106V107H118ZM118 106H116L118 109L119 108H121V106H120V102H119V105ZM125 106V107H126ZM149 106H151V109H149V111L152 113V115H151V113H150V116H154L153 118H154V121H155V123H154V121L153 120H151L152 118L150 117V118H148V116H149V111H148V108H150ZM154 106H158L160 109H155L154 108ZM218 106H219V108H218ZM19 107H21V106H19ZM26 107V108H25ZM96 107V108H95ZM103 107L104 108H107V110H108V112H107V114L105 115H103L102 113H103ZM198 107H199V104H198ZM27 108H29V109H27ZM50 108V107H49ZM48 108V109H49ZM84 108H86L85 106H84ZM102 110H101V109ZM116 108V109H117ZM145 108H147V110L145 109ZM155 109L157 112H155L154 113V110H152V109ZM192 108V109H191ZM213 108V110H211ZM233 108L234 109H236V107L235 106H233ZM10 109H12V110H10ZM31 109H33L32 111H36L37 112V114L35 113V116H37V117H35L36 119H34V117H33V115H34V112H32L30 115L33 117H29V116H27L26 117V115H27V113H28V115H29V113L31 112ZM52 109V108H51ZM94 109H100V110H98V111H96V110H94ZM139 109V110H138ZM145 109V110H144ZM220 109V110H219ZM225 109V108H224ZM0 110L1 111H3L4 112V110H2V108L0 107ZM23 110V111H22ZM25 110H27V111H30V112H27V111H25ZM58 110H60V108H58ZM106 110V111H107ZM125 110L126 109H121V112H119L120 114L123 112V114H126V112H125ZM141 110H142V112H141ZM144 110V111H143ZM247 110H249V109H247ZM22 113H21V112ZM24 111H25V113H24ZM106 111H104V112H106ZM118 110H116V112H117ZM119 111H120V109H119ZM135 111L137 112V113H135ZM189 111V112H188ZM218 111V112H217ZM27 112V113H26ZM98 112V113H97ZM144 112V113H143ZM248 112V111H247ZM15 113H16V115H15ZM49 113V112H48ZM118 113V114H119ZM128 113V112H127ZM145 113H147V114H145ZM170 111L169 112H167V113H164V112H162V115H159L158 117H163V119H165V116L164 115H167L168 117H166V118H172L171 120H169V121H167V124H168V122H173V123H171V124H173V126H175L174 128H169V129H172V130H170V132H169V137L167 136V134H166V136L168 137L167 138V140H166V138L164 139V133H163V135H162V137L163 138H159V132L157 133L158 134V137H157V142H159V141H161L162 139H164V141H165V143L163 142V140H162V142H160L161 143V145H165V147L168 145V147L170 148V147H172L171 145L169 146V144H171L172 142H176L175 140H177V141H179V142H182V144L183 143H185L184 141H187L188 140V138H186V134H190V133H192V135H194L195 136V132L196 131H194L195 130V128H196V126L195 125H197V124H194L193 122H195L196 123V121L198 120V117H196V115H190V116H188L186 119L185 118H178L177 117V115H175V114H173V113H171V114H173V116L171 115L170 116ZM244 113V112H243ZM18 114V115H17ZM44 114V115H43ZM96 114L98 115V116H101L100 118H101V120H100V118H97L96 117ZM1 115V116H2ZM23 115V117H21V116ZM95 115V116H94ZM126 115H128V114H126ZM146 115H148V116H146ZM156 115V116H157ZM1 116H0V121H2V118H1ZM2 116V117H3ZM11 116V117H10ZM18 116V117H17ZM106 116V118L105 119H103L102 120V117H105ZM177 117V119L175 118V117ZM21 117V118H20ZM45 117H46V119H45ZM137 117H135V118H137ZM11 118V119H10ZM29 118H32L30 121H29ZM39 118V119H38ZM140 118V119H139ZM173 118H175V119H173ZM192 118V119H191ZM224 119V121H223V119ZM38 119V120H37ZM96 119L94 120V121H92V128H90V129H88V128H86L85 127V129H87V130H84L85 131V133H86V131L88 132V135H96L97 136V138H98V135L100 134V132H101V128L99 129V131L100 132H98V130H97V126H100V127H102L101 125H103V124H99V123H97L96 122ZM121 120H120V122H121V124H123V122H124V117L122 118V116H121V118H120ZM159 120H160V118H158ZM226 119H230V120H238L236 123H234L233 121H231V123L229 122V121H227L226 122ZM4 120V119H3ZM15 120L17 121V123H15ZM34 120L35 121H37L36 123H38L37 124V128H35L36 129V131H34L35 129H32L31 127H30V125L32 126V127H35L34 126ZM107 120V119H106ZM106 120H105V122H106ZM173 120V121H172ZM189 120H193V121H189ZM194 120H196V121H194ZM31 121H33V122H31ZM164 121V122H163ZM19 122V123H18ZM162 122V123H161ZM192 122V124L194 125V130L192 129L193 128V126H192V124H190ZM33 123V124H32ZM40 123H41V125H40ZM94 123H96V124H98V125H96V124H94ZM104 123V122H103ZM146 123H147V125H148V127H146V129H145V125H146ZM151 125H150V124ZM160 123V124H159ZM197 123H198V121H197ZM8 124H10V123H8ZM13 124V125H14ZM121 124H120V126H121ZM159 124V125H158ZM164 126L163 127V129H162V125ZM175 124V125H174ZM22 125H23V123H21V127H22ZM36 125V124H35ZM96 125V126H95ZM129 125V124H128ZM142 125V126H141ZM146 125V126H147ZM161 125V126H160ZM15 126V125H14ZM20 126H18V128L20 127ZM38 126H40V127H38ZM65 126V125H64ZM90 126V125H89ZM90 126V127H91ZM95 126V127H94ZM106 126H108V128L106 127ZM105 126V129L109 132V127H111V126H113L112 124H111V126H109V125H106ZM160 126V127H159ZM178 126V127H177ZM211 126V127H212ZM30 127V128H29ZM116 127V130H114L115 131V133L117 132V130L119 129V125L118 126H115ZM156 127V128H155ZM177 127V128H176ZM15 128V127H14ZM25 128V129H24ZM94 128H95V132L93 133V131H94ZM99 128V127H98ZM112 128V127H111ZM113 128H114V126H113ZM30 129H32V130H30ZM65 129V128H64ZM105 129H104V131H105ZM138 129V131L139 132H137V134L135 133L136 132V130ZM155 130V132H154V130ZM179 129V130H178ZM223 129V130H222ZM17 130V129H16ZM44 130H46V127L44 128ZM93 130V131H92ZM119 130H121V128L119 129ZM154 132H152V131ZM177 130L179 131V133H177ZM188 130L190 131V130H193L194 131V134H193V131H191L190 133H187L188 132ZM19 131H21V129L19 128ZM91 131V132H90ZM97 131V132H96ZM103 131V132H104ZM106 131V133H104V135H102V136H106L107 134H109L108 132ZM110 131H111V133H112V129H110ZM163 131V132H162ZM176 131V132H175ZM187 131V132H186ZM221 131H219V133H222ZM12 132H13V130H12ZM16 132H18V131H16ZM30 132V133H29ZM33 134H32V133ZM103 132H101V134L103 133ZM141 132H142V137H141ZM151 132H152V134H151ZM174 133L173 134V137H175L176 136V134H179V136H178V138L177 139H174V141H169L168 142V139L170 140L171 138V140H173V137H172V133ZM14 133V132H13ZM90 133V134H89ZM93 133V134H92ZM114 133V132H113ZM118 133V132H117ZM133 133H135V135L133 134ZM143 133H145V134H143ZM176 133V134H175ZM37 134H38V132H37ZM87 134V133H86ZM86 134L83 136V137H90V136H86ZM100 134V135H101ZM133 134V135H132ZM157 134L156 135H154V136H157ZM36 135V134H35ZM99 135V137H101ZM112 135V134H111ZM114 135V137H115V134H113ZM118 135V134H117ZM116 135V136H117ZM192 135H191V137L189 138V140H191V139H193V137H192ZM96 136H95V139H96ZM108 136V135H107ZM127 136H126V138H127ZM170 136H171V138H170ZM111 137V136H110ZM109 137V138H110ZM114 137L112 138V139H114ZM146 137V138H145ZM177 137V136H176ZM175 137V138H176ZM91 138V137H90ZM110 138V139H111ZM129 138H127V139H129ZM134 137L132 138V140L133 139H135ZM142 138V139H141ZM158 138H159V141H158ZM107 139V138H106ZM144 139V140H143ZM154 139H156V138H154ZM108 140V139H107ZM131 140V139H130ZM137 140V139H136ZM182 140V141H181ZM134 141V140H133ZM166 141H167V143H166ZM147 142L148 141H146V147L148 146L147 145ZM3 143V142H2ZM95 143V142H94ZM94 143L92 144V146H93V148L96 150V148H98L99 147V149H97L99 152H101V154L103 155H107L106 153V151L102 148V147H100L99 145H97L96 143H95V145H94ZM160 143L158 144L157 143V145L156 146H158V148H159V145H160ZM167 144V145H166ZM1 145H3V146H5L4 144H1ZM160 145V147H162V151H161V149H157V150H159V152L157 151L156 152V149L153 151V152H155V153H160L161 154V156H164L165 154H166V156H170L169 154H170V149L168 148V147H163V146H161ZM3 146H0V149H1V147H3ZM94 146H96V147H94ZM149 147V146H148ZM149 148H151V147H149ZM4 149V148H3ZM1 149L3 152H1V150H0V159H2V158H5V155H4V157H2L1 156V153H2V155L3 154H6V153H9V154H11L12 152V154H11V156L12 155H14V157H12V158H14V159H16L17 158V155L14 153L16 150H13V149H10V150H12V152L10 153V150L9 149H7L9 152H6V151H4V150H6V149ZM93 149V150H94ZM164 149H165V151H164ZM167 149H169V150H167ZM79 150V149H78ZM81 150V149H80ZM94 150V151H95ZM202 150V149H201ZM200 149H199V151H201ZM167 151V152H166ZM198 151V150H197ZM5 152V153H4ZM162 152V153H161ZM164 152V153H163ZM166 152V153H165ZM130 153V152H129ZM129 153H127V154H129ZM168 153V154H167ZM100 154V155H101ZM133 154V153H132ZM151 155H152V153H150ZM149 154V155H150ZM160 154H156L155 156H157L156 158L158 159H156V160H154V162L156 161V163H159V164H164V161H166V160H162L161 159V156H160ZM131 155V154H130ZM130 155H127V157H129ZM7 156H9V155H7ZM11 156L9 157V158H11ZM105 156H103V157H105ZM112 155H110L109 157H110V159L112 158L111 157ZM126 156V155H125ZM154 155H153V157H155ZM166 156H164V157H166ZM184 156H186L185 154H184ZM183 155L182 156H180V158H181V160H180V164H181V167H182V169H180V170H184L183 169V167L184 168H186L187 166L186 165H189L191 162L190 161H192L193 159H192V157H190V156H192V155H190V156H186V157H184ZM106 157H108V156H106ZM114 157H117L116 155H114ZM131 157V156H130ZM144 156H141L139 159H145V157L143 158ZM150 157H152V156H150ZM151 158V159H154V158ZM184 157V158H183ZM188 157V159H189V157H190V160H188V159H186ZM96 157H93L92 159H91V162L89 163V165H88V167H95V165L94 164H96L95 162H97L98 161V159L96 158V160L97 161H94V159H95ZM13 159V160H14ZM110 159H108V160H110ZM114 159V158H113ZM120 159V158H119ZM141 159V160H142ZM147 159V158H146ZM150 159V160H151ZM184 159H185V162H184ZM192 159V160H191ZM3 160V159H2ZM122 160V159H121ZM141 160H140V162H141ZM142 160V161H143ZM3 161H5V160H3ZM145 161V160H144ZM143 161V162H144ZM188 161L190 162V163H188ZM43 162L44 161H41V163H40V165L39 166H37L36 168H27L26 167V165H23V164H18V163H16V164H13V165H17V166H15V168L17 169V170H14L12 167H14V166H12V167H9V166H11V165H9V166H7L6 168L5 167H1V165L2 164H4L3 162L1 163L0 162V171H5V172H3V173H6V174H3L4 175V177H3V175H1V173L2 172H0V175L2 176L1 178H0V248H5L4 249V251H7L8 253H9V256L7 257V256H3L2 255V253L4 252V251H0L1 253V255H0V264H24V262H23V258H25L24 259V261H25V264L27 263V264H50V260H51V262H53V263H51V264H60V263H62L63 261H65V263L63 262V264H66L67 263V261H68V264H73L74 262V264H87V262L85 263V261L87 260H82V262L80 261L81 259L80 258H83L85 255V250L87 251V250H89L91 247L93 248V250H92V248H91V252L92 251H96V253H93L92 255H91V253L89 252V254L92 256H90L89 258H94V255L96 256L95 257V261H96V258H99V257H101L102 255H104V254H102V252H101V250L102 251H105L107 248L106 247H104L103 249L102 248H100L99 246V242L97 243V241H100L101 239V235H103V236H106V234H108V236H110V232H112L113 233V231H115L113 234H115V233H117L118 231H119V228L122 226V225H124L123 223H126V221H127V223L128 224H130V225H133L134 223H136V222H139L140 223V225L143 223V224H145V225H143L142 227L140 226L139 227V223H136V225H134L135 226V228L136 229H140V228H142V229H140V230H143V229H148L147 231L146 230H144V231H146V233H148V234H146V235H148V236H144L143 234H142V232H144V231H140L141 232V234H140V232H138V234L136 235V237H138L137 239H141L142 240V238L141 237H143L144 236V238H143V240L145 239L146 241L147 240H150V239H148V238H146V237H149V235H151V239L154 241V242H158V244L159 243H161V244H159L160 246H161V248H162V250H164V251H162L159 247H157L158 245H156V247H154L155 249H160V250H158L157 249V251H153L154 253H153V255H152V257H151V259H148L147 260V258H143L142 259V264H144V262H145V264H200L201 262L199 261V259H198V257H201V255H202V248L200 249V248H198V247H188L189 246V244L187 245V247H185V242H184V240H187L186 242H188V239H189V242H192V241H190V237H191V239L193 238V236L195 235V237L192 239L193 241L195 240V238H196V234L198 235L199 234V231H198V233H196V230H198V229H195L194 227V231L190 234V232H189V234H188V237H187V232L188 231H186L185 230V228H184V226L182 227L181 225H183L184 223H183V221L182 220H184L185 221V219H180V218H183V211H184V213H186L185 212V210H183V211H180V212H178L177 213V211H179L181 208H183L182 206H181V208L179 207L180 206V203H179V206L178 205H176L175 203H174V205H172V207L176 210L177 209V211L174 213L173 211H175V210H172V208H171V204H173V203H171L170 204V202L168 201L169 200V196H166L167 195V193H165L164 195H165V197H166V199L165 200H167L165 203H160V202H163V201H161V198H160V196L159 197H157V198H159V200H157V204H155V202H154V204H155V206H153V202H150V200L152 199H150V197H152L151 195L152 194H154L153 193V190L151 191V192H149L150 190H148L147 188H149V184H151V182H149V184H148V182H146L147 181V175H146V177L147 178H144V181H141V180H136V181H138V182H136L137 183V185H143L144 186V183L145 184H148L149 186H145V187H143L142 186V188L144 189H146V190H144L143 191V194H138L137 196L135 195L134 197H132V196H130L129 198L131 199V202L132 201H136V200H132V198L133 199H137L138 201L139 200H142L143 202H144V200H145V202L147 201V199H148V201L152 204V206H151V208L152 207H156V205L158 206V207H161L162 209H164V207H165V212H168L169 214H170V210H172V212H171V214H170V217H171V219H172V217L173 216H171L172 214L174 215L175 214V216H176V213H177V218L179 217L178 215H179V213H181L180 214V218H173L172 220L171 219H169L168 220V216H169V214H168V216L167 215H165L164 217L166 218V219H163L164 217H162V214H160L159 212H163V210L162 209H160L159 208V211L156 209L155 211H151L150 210V205H147V206H145L146 204H149V202H147V203H145V205H144V203H143V205H142V203H141V205H140V203H138L137 202V206L136 205H134V203L133 204H131V202L130 203H128V205L126 206V207H124V208H122V209H120L121 211L119 212V211H116L117 212V214H115V212L113 211V210H116L115 208H117L114 204L112 205V203L110 204L109 203V205H107V206H104L103 204H101V203H103L105 200H109L110 198L112 199V197L109 195V194H107V193H102V191H103V184H108V182H109V184L111 185V187L113 186V181H111L113 178H111L110 180H107V181H103L102 183H101V181H99V183H101V187H100V189H99V191H100V193H98V191L95 189V187H93L94 185H93V183L94 182H92L93 181V179L94 178H92V177H86L87 179H83V178H85V177H80V179L78 180L77 179V177H72V175H74L75 173H77V175L78 174H81V173H79V172H81L82 171V173H83V169H85L86 168V166L87 165H84V164H82V165H79L78 166V168H77V166L76 167H69V168H67V169H63V170H61V172H62V174H61V176H62V179L60 180V176H59V174L60 173H57V175H55V173H53V171H51V169H50V167L49 166H45L44 167V164H43ZM154 162H150V165L152 166V163H154ZM161 162H163V163H161ZM182 162V163H181ZM194 162H196V161H194ZM98 163H99V161L97 162V165H98ZM193 163V162H192ZM190 164L189 165V167H188V169L190 170V168L192 167V165H194V164ZM186 164V165H185ZM46 165V164H45ZM83 165L85 166L84 168H83ZM169 165L171 166V163H169ZM184 165V166H183ZM3 166V165H2ZM191 166V167H190ZM41 167H42V169H41ZM82 167V168H81ZM73 168V169H72ZM152 168V167H151ZM175 169L177 168L178 169V167H174ZM4 169V170H3ZM79 169H82L81 171L79 170ZM187 169V168H186ZM185 169V170H186ZM49 170H50V172L51 173H53V174H51L50 172H49ZM65 170V171H64ZM69 172H68V171ZM79 170V171H78ZM15 171H18L17 172V174L18 175H16V172ZM78 171V172H77ZM85 171H86V169H85ZM60 172V171H59ZM49 173V174H48ZM7 175V176H6ZM52 175V176H51ZM56 176V177H53V176ZM138 175H139V173H138ZM137 174H136V176H138ZM9 176H11L10 178V180H12L13 181V179L14 178H16L17 176L19 177H17L18 179V181H17V184H16V182H15V184H11L9 181H7V182H5V183H7V184H5L4 183V180H5V178H8L9 179ZM50 176L52 177V178H54V179H52V178H50ZM140 176V178L138 177H136L137 179H141V175H139ZM65 177V178H64ZM143 177H145V175H143ZM143 177H142V179H143ZM50 178V179H49ZM56 178V179H55ZM69 178V179H68ZM76 178V179H75ZM131 178H133V175L131 176ZM134 179H135V176H134ZM145 179H146V181H145ZM62 181V182H60L61 184L60 185H58L59 184V182H56V181ZM86 180V181H85ZM92 180V181H91ZM114 180V179H113ZM118 180H120V178L118 179ZM118 180H115L114 181V183L116 184L117 183V185H118V183H122V182H117ZM94 181H95V179H94ZM8 182L10 183V184H8ZM56 182V183H55ZM72 182H73V186H70L71 184H72ZM88 182V183H87ZM92 182V183H91ZM98 182V181H97ZM112 182V183H111ZM135 182V181H134ZM140 182V183H139ZM141 182H144L143 184H141ZM153 182V181H152ZM69 183V184H68ZM91 183V184H90ZM139 183V184H138ZM154 183V182H153ZM153 183H152V185L150 186V187H152L153 186ZM89 184V185H88ZM95 184V183H94ZM61 185H63V186H61ZM79 185V186H78ZM85 185V186H84ZM109 185V186H110ZM117 185H114V187H118ZM58 186H60V187H58ZM61 187H63L62 189H61ZM75 187H80V189L81 190H79L80 192L79 193H77V191H75L74 190V188ZM68 188H72V191H67L66 189H68ZM153 188V187H152ZM151 188V189H152ZM85 189H87L88 191H87V193L85 192ZM97 191V193H96V191ZM148 190V191H147ZM176 190V189H175ZM75 191V192H74ZM91 191V192H90ZM145 191H147V193L145 192ZM164 191H165V189H164ZM163 191V192H164ZM176 191H179L178 189L176 190ZM69 192V193H68ZM92 193V194H89V193ZM95 192V193H94ZM150 194H149V193ZM166 192V191H165ZM82 193L87 197V196H90V199H89V197H87L88 199H87V201H86V197L84 196V195H82ZM86 193V194H85ZM96 194H98V196L100 195V199L102 200L101 202L99 201V203H97L96 202V200H97V198H96ZM147 194H149L150 195V197H149V195H147ZM103 195V196H102ZM163 195V196H164ZM84 196V197H83ZM95 196V197H94ZM108 196H110V197H108ZM149 197V198H146V197ZM178 196V195H177ZM91 197H92V199H94L95 198V202H96V206H94L93 205V202H94V200H92L91 199ZM94 197V198H93ZM132 197V198H131ZM154 197H156V196H154L153 195V198ZM164 197V198H165ZM168 197V198H167ZM181 197V196H180ZM80 198V199H79ZM108 198V199H107ZM163 198V197H162ZM176 198V197H175ZM63 199V200H62ZM84 199H85V202H84ZM122 199H124V198H122ZM177 199H179V196L177 197ZM182 199V198H181ZM67 200V201H66ZM153 200V199H152ZM154 200H156V198L154 199ZM153 200V201H154ZM164 200V199H163ZM63 201V202H62ZM64 201H66V204H65V202ZM72 201H74L75 203H77V204H75V203H73ZM82 201V202H81ZM90 201V202H89ZM170 201H172V200H170ZM88 202H89V204H88ZM140 202V201H139ZM64 203V204H63ZM70 203V204H69ZM73 203V204H72ZM79 203H81V204H79ZM83 203V204H82ZM167 203H169L168 205H167ZM49 204V205H48ZM100 204V205H99ZM160 206H159V205ZM162 204V205H161ZM164 204H165V206H164ZM178 204V203H177ZM183 203H181V205H182ZM70 205V207H68ZM75 205V206H74ZM131 205V206H130ZM36 206V207H35ZM52 206V207H51ZM72 206H74V207H72ZM77 206V207H76ZM79 206V207H78ZM94 206V207H93ZM104 206V207H103ZM163 206V207H162ZM166 206H170V208L171 209H169L168 207H166ZM176 206H178L180 209L178 210V208H176ZM47 209H49L48 211L49 212H47V210L45 209V208ZM92 207V208H91ZM115 207V208H114ZM145 207H147V208H145ZM54 209V211H53V209ZM68 208H70V209H68ZM76 208V209H75ZM83 208V210H82V212H80L81 211V209ZM110 210H109V209ZM146 210H145V209ZM77 209H79V210H77ZM110 211H108V210ZM112 209V210H111ZM144 209V211H142ZM153 209H155V208H153ZM184 209V208H183ZM40 210V211H39ZM57 210V211H56ZM91 210H93L92 211V213L90 214V213H86V212H90ZM107 210V211H106ZM162 210V211H161ZM73 211H75V212H73ZM78 211V212H77ZM95 211V212H94ZM111 211H113V212H111ZM146 211V212H145ZM156 211H158V212H156ZM45 212H46V214H45ZM80 212V213H79ZM108 214H107V213ZM149 212H153L154 214H157V216H155V218L153 217V218H151L150 219V223H148V221H146V220H148L149 219V217L151 216L152 217V215H151V213H150V216L147 218V217H145V216H148V213ZM156 212V213H155ZM74 213V214H73ZM77 215H76V214ZM94 213V214H93ZM99 213H102V214H99ZM109 213H110V215H109ZM114 213V214H113ZM119 213V214H118ZM143 213H144V215H143ZM152 213V214H153ZM97 214V215H96ZM128 214V215H127ZM143 216H142V215ZM160 216H159V215ZM47 215V216H46ZM81 215V216H80ZM90 215H92V217L90 216ZM97 216L96 218H94L95 216ZM131 217H130V216ZM139 215V216H138ZM141 215V216H140ZM78 216V217H77ZM85 216V217H84ZM94 216V217H93ZM98 216H99V218H98ZM122 216H129V218H130V220L133 222V221H136V222H131L129 219L128 220H126L125 222L123 221V222H121L123 219L121 218ZM135 218H134V217ZM136 216H137V219H136ZM154 216V215H153ZM158 216H159V218H158ZM174 216V217H175ZM182 216V217H181ZM119 217H120V219H119ZM133 217V220L131 219ZM140 217V218H139ZM161 217V218H160ZM80 218V219H79ZM84 220H83V219ZM90 218V219H89ZM136 219V220H135ZM139 219H141V220H139ZM145 221H144V220ZM153 219H155V221L157 220V221H159V222H161L160 224H159V222L158 223H152L151 221H154ZM162 219V220H161ZM179 219L182 221L181 223H180V221H179ZM124 220H125V218H124ZM167 222H166V221ZM174 220H178L176 223H175V221ZM141 221V222H140ZM193 221H195V220H193ZM197 222L199 221L198 219L196 220ZM196 221L195 222H193V224L194 225H198V223L197 224H195L196 223ZM163 222V223H162ZM171 222V223H170ZM84 223V224H83ZM120 223H121V225H120ZM146 223H147V225H146ZM165 223V226H163V224ZM169 225H168V224ZM180 225H179V224ZM88 224V225H87ZM149 224V225H148ZM151 224V225H150ZM153 224V225H152ZM154 224H156V225H154ZM80 225V226H79ZM84 227V228H88V229H82V227ZM86 226V227H85ZM149 226H150V228H149ZM157 226V227H156ZM159 226H160V229H159V232H160V230H162L161 231V233H158V228H159ZM168 226V227H167ZM176 226V227H175ZM179 226V227H178ZM264 226V225H263ZM164 227V228H163ZM172 227L173 229H175V230H171L170 228ZM162 228V229H161ZM184 228V229H183ZM81 229V230H80ZM121 229V228H120ZM84 230H86V231H84ZM177 230V231H176ZM178 230H180V231H178ZM183 230V231H182ZM186 231V233H185V231ZM81 231H82V233H81ZM90 231V232H89ZM103 231V232H102ZM105 231H109V233L108 232H105ZM86 232H87V234H86ZM89 232V233H88ZM120 232V231H119ZM95 235H94V234ZM101 233H103V234H101ZM106 233V234H105ZM111 233V234H112ZM162 233H163V236L161 237L160 236V234L162 235ZM81 234V235H80ZM84 234V236H82ZM90 234H91V236H90ZM99 234V235H98ZM101 234V235H100ZM105 234V235H104ZM113 234H112V236H113ZM118 234V233H117ZM158 234H159V236H158ZM86 235H89L91 238H93V240L92 241H94V238H95V240H97L98 238L100 239H98L96 242H92L91 243V245H89L90 244V242L89 243H85V241L84 240H87L86 238H88V239H90V237H88V236H86ZM95 237H94V236ZM116 235V234H115ZM142 235V236H141ZM77 236V237H76ZM96 236H98V237H96ZM101 236V237H100ZM108 236H106V238L108 237ZM112 236H110V237H112ZM154 238H153V237ZM190 236V237H189ZM155 237H157V238H155ZM159 237H160V239H159ZM165 237V238H164ZM167 237V238H166ZM168 237H169V239H168ZM83 238H85L84 240H83ZM161 238H163V240L161 239ZM170 238L172 239V240H170ZM185 238H187V239H185ZM102 239H103V237H102ZM143 240L141 241V243H142V245H141V243H139L138 245H139V247L138 246H136L138 249H140L141 247H143L144 246V249H145V245H148V244H146V243H144L145 242V240H144V242H143ZM175 240V241H174ZM102 241V240H101ZM100 241V242H101ZM164 241V242H163ZM167 241H172L171 243L170 242H167ZM174 241V242H173ZM263 242H264V240H262ZM262 241H259V243L260 242H262ZM148 242V241H147ZM195 242H196V240H195ZM263 242L262 243H260V245H263ZM80 243L82 244L81 245V247L82 248H79L80 247ZM169 243V244H168ZM177 243V244H176ZM184 243V244H183ZM194 243V242H193ZM85 244H86V246H85ZM93 244V245H92ZM97 244V245H96ZM143 244H145V245H143ZM95 245V246H94ZM166 245V246H165ZM169 245H171V246H169ZM176 245V246H175ZM256 245H258V246H260L259 244H256ZM85 246V248L86 247H88V248H83ZM181 246V247H180ZM8 247V248H7ZM54 247V248H53ZM59 247V248H58ZM67 247V248H66ZM69 247V248H68ZM78 247V250L76 249V248ZM260 247H262V246H260ZM264 247V246H263ZM56 248V249H55ZM58 248V249H57ZM106 248V249H105ZM109 248V247H108ZM154 248L152 247L151 249L152 250H154ZM188 248H189V250H188ZM3 249H1V250H3ZM57 250V251H55V250ZM68 249V250H67ZM79 249H84V250H82L81 252L79 251ZM128 249H129V247H128ZM128 249H126V250H128ZM131 249V248H130ZM166 249V250H165ZM12 250V251H11ZM59 250V251H58ZM73 250V251H72ZM133 250V249H132ZM131 250V251H132ZM199 250H201V251H199ZM69 253V255H66L67 254V252ZM129 251V250H128ZM130 251V252H131ZM158 251H160V252H158ZM48 252H49V255H48ZM52 252H54L53 254H52ZM57 252H60V253H57ZM125 252H127V251H125ZM124 252V253H125ZM130 252H128V253H130ZM165 252H168V253H166V255L165 254H163V253H165ZM199 252H201V255H199ZM81 253H82V255H81ZM104 253V252H103ZM119 253V252H118ZM118 253H117V255H118ZM127 253V254H128ZM163 254L164 255V257L166 256V258L168 259V260H166L165 262L166 263H163L164 262V257H160V256H162L161 254ZM13 254V255H12ZM58 254V255H57ZM62 254H63V256H62ZM97 254V255H96ZM119 254H121V253H119ZM126 254V253H125ZM157 255V256H154V255ZM159 254V255H158ZM192 255V257H190L189 255ZM23 255V256H22ZM24 255H26V256H24ZM60 255V256H59ZM99 255V256H98ZM199 255V256H198ZM48 256V257H47ZM54 258H53V257ZM55 256H57L58 257V259H56L55 258ZM64 256H66L67 258H65ZM82 256V257H81ZM86 256H88V254L86 255ZM98 256V257H97ZM155 258H154V257ZM22 257V258H21ZM64 257V258H63ZM86 258V257H85ZM88 258V257H87ZM88 258V259H89ZM153 258V259H152ZM22 261H21V260ZM32 259H34V260H32ZM54 259V260H53ZM61 259H64V260H61ZM66 259V260H65ZM84 259V258H83ZM201 259V258H200ZM60 260H61V262H60ZM99 260V262L100 263H98V264H102L101 263V259H98ZM146 260H147V263H146ZM151 260H153V262L151 261ZM157 260H160V262L158 261L157 262ZM161 260H163V261H161ZM2 261V262H1ZM47 261H49V262H47ZM54 261H57V262H54ZM59 261V262H58ZM90 262H92L93 263V261H91V260H89ZM88 261V264L90 263ZM125 261V260H124ZM124 261H121V262H124ZM144 261V262H143ZM21 262V263H20ZM29 262V263H28ZM126 262V261H125ZM200 262V263H199ZM92 263H90V264H92ZM95 264V263H94ZM201 264H203V263H201Z\"/></svg>","mask_w":264,"mask_h":264}]
</instances>
